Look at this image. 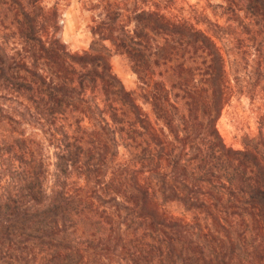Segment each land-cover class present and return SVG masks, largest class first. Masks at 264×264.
I'll return each mask as SVG.
<instances>
[{
	"label": "trees",
	"instance_id": "1",
	"mask_svg": "<svg viewBox=\"0 0 264 264\" xmlns=\"http://www.w3.org/2000/svg\"><path fill=\"white\" fill-rule=\"evenodd\" d=\"M68 1L0 0V140L20 162L0 237L72 229L115 264H264V109L241 149L216 126L236 92L264 108V0H219L222 23L180 0H78L80 52L60 38Z\"/></svg>",
	"mask_w": 264,
	"mask_h": 264
},
{
	"label": "rangeland",
	"instance_id": "2",
	"mask_svg": "<svg viewBox=\"0 0 264 264\" xmlns=\"http://www.w3.org/2000/svg\"><path fill=\"white\" fill-rule=\"evenodd\" d=\"M181 5L194 18H207L222 23V9L219 0H180ZM60 38L71 52H80L88 48L91 36L87 28L88 13L82 10L78 0H69L61 8ZM112 71L120 79L127 90L135 89V76L130 71L125 58L112 54L109 58ZM264 108L251 104L243 92H236L223 108L216 126L224 144L233 149L242 148V138L257 133V117ZM31 128V127H29ZM10 137L0 140V196L6 194L11 187H16L15 175L20 166L18 157L13 152L5 153ZM53 148L43 150V156L52 169L55 159ZM9 174V175H8ZM15 184V185H14ZM65 236L32 242L19 237L8 239L0 237V264H115L114 254L110 250L103 251L99 259L98 250L93 243L86 246L82 243L85 234L79 230L67 229ZM63 236V235H60ZM90 241V239H87ZM12 246V248H10ZM85 246V247H84ZM81 249L86 250L87 257H81ZM85 256V255H83ZM123 264V263H122Z\"/></svg>",
	"mask_w": 264,
	"mask_h": 264
}]
</instances>
